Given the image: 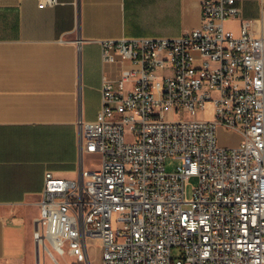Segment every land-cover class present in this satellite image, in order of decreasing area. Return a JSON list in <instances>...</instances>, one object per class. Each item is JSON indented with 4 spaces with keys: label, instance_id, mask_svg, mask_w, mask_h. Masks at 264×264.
I'll list each match as a JSON object with an SVG mask.
<instances>
[{
    "label": "built area",
    "instance_id": "built-area-1",
    "mask_svg": "<svg viewBox=\"0 0 264 264\" xmlns=\"http://www.w3.org/2000/svg\"><path fill=\"white\" fill-rule=\"evenodd\" d=\"M200 13L178 37L98 41L116 68L102 75L96 118L81 123L80 153L96 168L45 173L34 264L85 261L90 239L99 264H264V35L247 19L238 35L225 29L237 0H202ZM207 103L212 116L195 117ZM219 127L238 144L219 145ZM168 157L181 159L173 172Z\"/></svg>",
    "mask_w": 264,
    "mask_h": 264
},
{
    "label": "crops",
    "instance_id": "crops-1",
    "mask_svg": "<svg viewBox=\"0 0 264 264\" xmlns=\"http://www.w3.org/2000/svg\"><path fill=\"white\" fill-rule=\"evenodd\" d=\"M0 0V264H34V219L45 173L73 179L83 166L81 123L96 118L99 40L174 38L201 23L202 0ZM226 20L264 35V0H237ZM81 42L76 44L75 40Z\"/></svg>",
    "mask_w": 264,
    "mask_h": 264
},
{
    "label": "rangeland",
    "instance_id": "rangeland-1",
    "mask_svg": "<svg viewBox=\"0 0 264 264\" xmlns=\"http://www.w3.org/2000/svg\"><path fill=\"white\" fill-rule=\"evenodd\" d=\"M212 108L213 105L211 103H207L202 111H197L194 116L197 118L207 117L210 118L212 116ZM169 119H176L177 116L174 114H168ZM217 141L219 145L222 146H234L238 144L240 141V135L238 132L227 130L222 127H219L217 130ZM97 163V156L92 154L85 155V164L87 169H95ZM181 163L180 158L176 157H168L165 162V168L168 172H173L176 169V166ZM196 180L194 178L189 180V184L187 186V194H190L191 185L194 184ZM99 242L97 239H90L87 241V251H88V259L85 261H78L76 258L70 255H57L54 253L55 261L48 254H44L42 258L41 264H99L100 259V248ZM179 251L177 248L172 250L173 257H177ZM57 261V262H56Z\"/></svg>",
    "mask_w": 264,
    "mask_h": 264
},
{
    "label": "bare ground",
    "instance_id": "bare-ground-1",
    "mask_svg": "<svg viewBox=\"0 0 264 264\" xmlns=\"http://www.w3.org/2000/svg\"><path fill=\"white\" fill-rule=\"evenodd\" d=\"M52 260H54L55 261V259L54 258H52ZM57 262V261H56Z\"/></svg>",
    "mask_w": 264,
    "mask_h": 264
},
{
    "label": "water",
    "instance_id": "water-1",
    "mask_svg": "<svg viewBox=\"0 0 264 264\" xmlns=\"http://www.w3.org/2000/svg\"><path fill=\"white\" fill-rule=\"evenodd\" d=\"M38 259V258H37Z\"/></svg>",
    "mask_w": 264,
    "mask_h": 264
}]
</instances>
